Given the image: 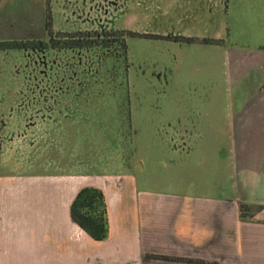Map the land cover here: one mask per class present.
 <instances>
[{
	"label": "crops",
	"instance_id": "0c3cea01",
	"mask_svg": "<svg viewBox=\"0 0 264 264\" xmlns=\"http://www.w3.org/2000/svg\"><path fill=\"white\" fill-rule=\"evenodd\" d=\"M168 2L183 36L223 40L192 43L219 48L230 65L228 137L198 131L193 142L184 131L179 143H161L148 131L134 170L89 160L80 171L73 157L71 172L0 174V264H264V0ZM85 186L104 192V240L72 219ZM240 201L263 205L254 221L241 219Z\"/></svg>",
	"mask_w": 264,
	"mask_h": 264
},
{
	"label": "rangeland",
	"instance_id": "374dc122",
	"mask_svg": "<svg viewBox=\"0 0 264 264\" xmlns=\"http://www.w3.org/2000/svg\"><path fill=\"white\" fill-rule=\"evenodd\" d=\"M170 4L0 0V43L43 46L0 48V174L71 172L73 157L80 171L89 160L134 170L148 131L161 143H179L184 131L193 142L198 131L226 140L234 112L226 55L174 40L184 24L169 22Z\"/></svg>",
	"mask_w": 264,
	"mask_h": 264
},
{
	"label": "trees",
	"instance_id": "16d2710c",
	"mask_svg": "<svg viewBox=\"0 0 264 264\" xmlns=\"http://www.w3.org/2000/svg\"><path fill=\"white\" fill-rule=\"evenodd\" d=\"M51 14L48 16V32L52 33ZM166 38H171V36H165ZM172 39V38H171ZM54 38H51L53 41ZM174 40L181 42H198L203 44H221L223 40L221 39H211V38H193L187 36H176ZM42 42L39 43H27L26 41H10L0 43V48L3 49H41L40 46ZM78 45L87 46L85 42L78 41ZM72 46V45H71ZM73 47V46H72ZM240 207V217L243 221H254L255 216L263 209V205L252 204L244 201L239 202ZM71 216L72 219L81 226L91 237L96 240H104L107 238L109 233V222H108V212L107 204L104 192L94 186H85L79 190L76 197L71 204ZM165 259H170L168 256H157ZM190 262H201L205 263L203 260L187 259Z\"/></svg>",
	"mask_w": 264,
	"mask_h": 264
}]
</instances>
